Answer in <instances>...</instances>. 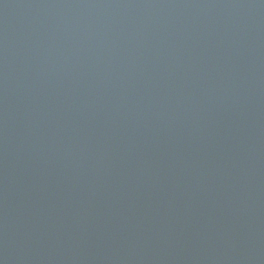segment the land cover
<instances>
[{
    "label": "water",
    "instance_id": "95a60500",
    "mask_svg": "<svg viewBox=\"0 0 264 264\" xmlns=\"http://www.w3.org/2000/svg\"><path fill=\"white\" fill-rule=\"evenodd\" d=\"M0 264H264V0H0Z\"/></svg>",
    "mask_w": 264,
    "mask_h": 264
}]
</instances>
